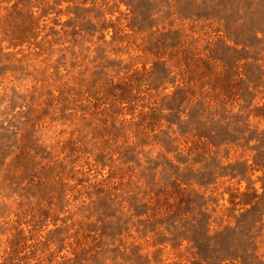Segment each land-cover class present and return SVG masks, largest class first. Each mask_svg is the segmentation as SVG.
<instances>
[{
	"label": "rangeland",
	"instance_id": "374dc122",
	"mask_svg": "<svg viewBox=\"0 0 264 264\" xmlns=\"http://www.w3.org/2000/svg\"><path fill=\"white\" fill-rule=\"evenodd\" d=\"M0 264H264V0H0Z\"/></svg>",
	"mask_w": 264,
	"mask_h": 264
}]
</instances>
